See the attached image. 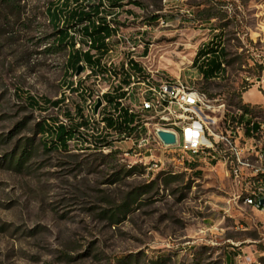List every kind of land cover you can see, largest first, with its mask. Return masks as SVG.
Masks as SVG:
<instances>
[{"label": "rangeland", "instance_id": "rangeland-1", "mask_svg": "<svg viewBox=\"0 0 264 264\" xmlns=\"http://www.w3.org/2000/svg\"><path fill=\"white\" fill-rule=\"evenodd\" d=\"M63 1L71 8L101 3L100 17L117 27L100 63L107 72L119 75L128 61L127 44L116 38L152 25L143 61L162 78H180L218 99L225 113H239L243 92L264 69V0H118L112 8L113 0H0V264H264V212L245 201L256 188L253 172L264 166L257 156L264 132L243 133L239 155L221 145L216 159L197 158L194 169L163 150H131L105 127L92 135L117 143L116 157L80 140L67 151L45 149L52 134L39 133L38 124L53 117L68 124L61 105L74 109L83 94L69 89L79 78L66 71L69 49L57 44L47 15ZM70 24L77 47L86 49L82 24ZM218 45L227 52L225 72L205 80L195 58ZM98 73L105 79L95 77L88 99L116 85ZM80 75L78 89H88L94 74ZM80 107L88 110L87 100ZM258 113L254 121H263ZM157 158L163 164L156 166Z\"/></svg>", "mask_w": 264, "mask_h": 264}, {"label": "built area", "instance_id": "built-area-1", "mask_svg": "<svg viewBox=\"0 0 264 264\" xmlns=\"http://www.w3.org/2000/svg\"><path fill=\"white\" fill-rule=\"evenodd\" d=\"M112 26L115 27L113 24ZM151 28L152 25H145L137 33L132 32L129 35L122 33V38H116L127 44L128 66L125 68H131L129 87H122L124 69H119L114 89L99 90V96L95 100H89L88 110H80L81 98H86V92L91 85H98L95 84V77L105 79L100 74H94V79L88 82V89H84V96H78L79 101L74 105V109H69L76 122H86L85 136L92 137V131L97 130L98 127L108 129L109 124L104 117H114V115L119 114L118 108H112V99H119V105L129 103V111H125V113L134 116V122L131 124L134 130L131 133L127 132V138L119 141L120 143H128L131 150L143 147H146L150 152L163 150L172 157V160L175 161L178 158L182 164L197 162V158L206 161L208 155L216 159L218 153H222L221 145L229 146L235 150L236 155H239L241 153V149L238 148L239 142L242 134L246 132V128L239 121L232 123L231 118L240 115V113H225L224 103H217L219 102L218 99L217 102H210V97L206 93L189 86L180 78H162L159 69H154L143 61L147 57L139 56V54L142 55L141 49L143 54L147 49L148 44L145 42L144 34L147 32L146 30H151ZM114 38L115 33L113 34ZM106 41L109 44L111 39ZM108 65L109 68L116 67V63L113 61H108ZM87 70L93 69L90 67L83 69L82 81L83 74ZM134 72H141V80H134ZM132 87H139V94H132ZM75 94L77 95V91ZM70 96L68 95V102L66 103H69ZM99 99H101L102 104L96 111V104ZM63 105H61V109L65 113L67 110L63 108ZM222 109L220 116L216 113H207L209 111L220 112ZM69 122L68 119V124ZM255 123L259 129L256 134L263 133L264 120L253 121L252 127ZM212 124L216 127H213ZM159 129L174 131L178 136V144L166 146L157 133ZM257 135L253 137H257ZM182 137H184L183 142L181 141ZM113 144L117 143L111 141L105 144H97L94 142V147H86V149L109 153L114 149ZM151 144L155 145V149L149 147ZM257 156L264 165L263 146L258 151ZM242 163L249 165L246 162ZM158 164H163L161 158L156 159L155 165L158 166ZM253 175L257 179L256 188L252 194L248 195V199L257 205V210L264 212V166L255 169Z\"/></svg>", "mask_w": 264, "mask_h": 264}, {"label": "trees", "instance_id": "trees-1", "mask_svg": "<svg viewBox=\"0 0 264 264\" xmlns=\"http://www.w3.org/2000/svg\"><path fill=\"white\" fill-rule=\"evenodd\" d=\"M75 1L79 2L80 0ZM63 2L64 3H62L61 8H57V6L49 7L47 15L50 22H52L53 26L58 31L57 44L65 46L69 49L66 62V71L69 72L72 78H74L75 76H77L79 66L84 64V68L90 67L93 69L90 70V74H99L98 72H101L105 73L106 75L109 71L107 72V69L105 67H101L100 63L102 61V58H104L109 51V46L106 40L116 32L117 27H113L112 23H110L111 21H108L106 17H100V14L102 13L101 8L103 6L101 5V3L98 5H91L87 7L85 6L71 8L69 6V3L65 1ZM133 3L138 4L136 1H134ZM111 4L112 5L110 6V8L116 6L119 7L121 3L118 0H113ZM157 18H159V16L152 17V19ZM73 21H76V24H82L81 36L84 37L85 44L87 45L86 49L77 47L79 42L76 40V37L70 32L72 28V24L70 23H73ZM93 51H95V53H93ZM145 52H148V49H146ZM226 54V49H224L222 46L219 47L218 45L215 48L205 47L198 52L194 64L199 66V70L205 80L216 79L225 72V63L223 57L226 56ZM201 57L202 61L200 60ZM123 69L124 79L122 80V87L129 84L128 77L129 73H131V71L129 72L131 68H129L128 71L124 67ZM263 70L264 69L261 70L258 77L261 76ZM115 74H117V72ZM78 78L80 81L81 75H79ZM137 78L141 79L139 75H137ZM69 85V89L73 91L81 90L79 91V93H83L82 96H84V88L78 89V81L77 86L76 83L74 85V82L69 83ZM69 85H67V87H69ZM90 94L91 93H89L86 98H84L85 101L88 99V96H90ZM63 101L64 99H59L54 102L53 105L55 107H58ZM31 103L36 104V100L32 98ZM118 105L119 99H112V108H118L119 114L114 115V117L105 116L104 119L107 120L109 124L108 129L113 130L120 136H122L124 133L127 135V132L131 133L132 130H134L131 127V124L134 122V116L130 115L129 113H125V111H129L127 106ZM237 108L240 115L236 117L232 116V118L234 120L237 119L240 123L244 124L246 128V134L256 136V133L259 131L258 125L255 123L254 127H252L251 124L254 121V118L259 115L258 109L260 110V113L264 112V110L261 107L244 103L242 98H240ZM80 110L83 109L80 107ZM64 114L69 118V124H64L57 117H53L52 119L50 118L47 122L38 124L37 130L39 133L46 134L47 136H49L50 133L52 134V139L50 141L48 140L51 146L45 147L47 151H67L70 146L69 142L75 140L88 142L92 144V146H94V142H97V144H105L111 142L98 139L94 135H92V137L85 136L82 128L86 126V122H76L75 117L69 110H67ZM27 152V149L23 151V153L18 157V160L15 163L16 165H20L25 156L27 157ZM94 153H100V155L105 158H113L116 157L118 151L117 149H115L106 155L102 154L103 152L101 151H95ZM13 161V158L10 159V163H14ZM188 166L191 169H194L197 164L196 162H189Z\"/></svg>", "mask_w": 264, "mask_h": 264}, {"label": "crops", "instance_id": "crops-1", "mask_svg": "<svg viewBox=\"0 0 264 264\" xmlns=\"http://www.w3.org/2000/svg\"><path fill=\"white\" fill-rule=\"evenodd\" d=\"M261 78V80H259ZM264 70L260 77H257L255 82L243 92L242 100L252 106L261 107L264 110Z\"/></svg>", "mask_w": 264, "mask_h": 264}, {"label": "water", "instance_id": "water-1", "mask_svg": "<svg viewBox=\"0 0 264 264\" xmlns=\"http://www.w3.org/2000/svg\"><path fill=\"white\" fill-rule=\"evenodd\" d=\"M83 69H84L83 66L80 65L77 74L80 75L82 73ZM259 80H261V78H259ZM101 104H102V101H101V99H99L98 103L96 104V111L99 109ZM157 133H158L161 141L166 146H175L178 144V136L174 131L159 129Z\"/></svg>", "mask_w": 264, "mask_h": 264}, {"label": "bare ground", "instance_id": "bare-ground-1", "mask_svg": "<svg viewBox=\"0 0 264 264\" xmlns=\"http://www.w3.org/2000/svg\"><path fill=\"white\" fill-rule=\"evenodd\" d=\"M127 61V60H126ZM125 63V62H124ZM126 66H128V61L126 62V64H125V67ZM124 67V68H125ZM127 71H128V69L129 68H125ZM131 71V69L129 70V72ZM110 75L111 77H112V79L113 80H116L117 79V75L118 74H115V73H113L111 70H109V72L107 73V75ZM137 75H139V73H137V72H134V80H141V79H138L137 78ZM78 74H77V76H75V78L77 79L78 78ZM128 80H131V73H129V77H128ZM79 82V81H78ZM76 86H77V82H76ZM123 87H129V84H127V85H124ZM135 87H132V90L134 89ZM114 89V88H113ZM137 90V89H136ZM89 100H92L91 98H89V99H87V105L89 106ZM210 102H216V100H213V99H211L210 98ZM128 105V104H127ZM125 103H122V105L121 106H127ZM119 106V105H118ZM128 109H129V107H128ZM67 122H68V120H67ZM122 137L123 138H127V135L124 133L123 135H122ZM263 150H264V148H263ZM245 201H246V203L247 204H250V205H252L255 209H257V205L256 204H254V203H251V201H250V199H248V196L245 198Z\"/></svg>", "mask_w": 264, "mask_h": 264}]
</instances>
